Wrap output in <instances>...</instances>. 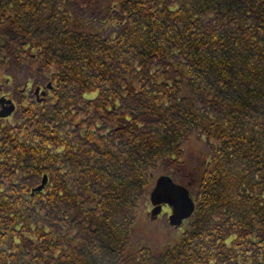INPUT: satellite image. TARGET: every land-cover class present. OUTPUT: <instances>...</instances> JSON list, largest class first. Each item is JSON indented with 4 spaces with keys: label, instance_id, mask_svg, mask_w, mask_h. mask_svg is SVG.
Masks as SVG:
<instances>
[{
    "label": "trees",
    "instance_id": "1",
    "mask_svg": "<svg viewBox=\"0 0 264 264\" xmlns=\"http://www.w3.org/2000/svg\"><path fill=\"white\" fill-rule=\"evenodd\" d=\"M9 93L0 264H264V0H0Z\"/></svg>",
    "mask_w": 264,
    "mask_h": 264
},
{
    "label": "water",
    "instance_id": "2",
    "mask_svg": "<svg viewBox=\"0 0 264 264\" xmlns=\"http://www.w3.org/2000/svg\"><path fill=\"white\" fill-rule=\"evenodd\" d=\"M48 87H50L48 85ZM39 88H36V92ZM44 95V92L42 93ZM0 117L9 116L15 109L10 100L0 99ZM47 182L46 175L43 176L41 184L33 189L40 191ZM150 201L153 205L150 211L151 219L155 218L161 211L162 205L167 204L171 207V214L168 216V222L172 226H180L186 218H189L195 208L193 199L188 190L183 186L176 184L169 176L161 175L156 181L150 192Z\"/></svg>",
    "mask_w": 264,
    "mask_h": 264
},
{
    "label": "rangeland",
    "instance_id": "3",
    "mask_svg": "<svg viewBox=\"0 0 264 264\" xmlns=\"http://www.w3.org/2000/svg\"><path fill=\"white\" fill-rule=\"evenodd\" d=\"M25 80V74L22 73L19 78L13 82V85L15 86L17 83H23ZM34 82V80L30 79L28 81V85H32V83ZM3 97L7 98V99H12L15 103L16 101L13 99V95L12 94H7V95H4ZM13 121V115H11L10 117H7V118H0V125H8L10 123H12ZM151 209V205L149 204L148 205V208L146 209V214H148V217H149V211ZM170 213V209L169 207H163L162 209V212L161 214L158 216L157 220H166L167 219V215ZM156 220V219H155ZM158 227L157 226V230H158ZM156 236H160L159 234H156ZM161 239V236L158 237Z\"/></svg>",
    "mask_w": 264,
    "mask_h": 264
}]
</instances>
